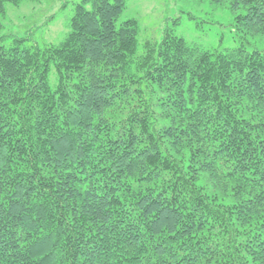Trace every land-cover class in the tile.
Segmentation results:
<instances>
[{
    "label": "trees",
    "instance_id": "trees-1",
    "mask_svg": "<svg viewBox=\"0 0 264 264\" xmlns=\"http://www.w3.org/2000/svg\"><path fill=\"white\" fill-rule=\"evenodd\" d=\"M27 2L0 0V264H264V0H209L224 51L140 49L126 0L29 44Z\"/></svg>",
    "mask_w": 264,
    "mask_h": 264
},
{
    "label": "rangeland",
    "instance_id": "rangeland-1",
    "mask_svg": "<svg viewBox=\"0 0 264 264\" xmlns=\"http://www.w3.org/2000/svg\"><path fill=\"white\" fill-rule=\"evenodd\" d=\"M82 1L42 0L9 7L3 20V34L27 37L29 44L40 46L59 43L68 32L75 8ZM126 3L118 23L131 19L140 22V49L147 42L159 43L169 29L203 50L224 51L240 45L232 13L214 7L209 0H126Z\"/></svg>",
    "mask_w": 264,
    "mask_h": 264
}]
</instances>
